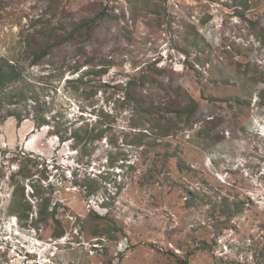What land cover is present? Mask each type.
<instances>
[{
  "label": "rangeland",
  "instance_id": "374dc122",
  "mask_svg": "<svg viewBox=\"0 0 264 264\" xmlns=\"http://www.w3.org/2000/svg\"><path fill=\"white\" fill-rule=\"evenodd\" d=\"M2 59L49 125L0 123V264H264V0H0Z\"/></svg>",
  "mask_w": 264,
  "mask_h": 264
},
{
  "label": "trees",
  "instance_id": "16d2710c",
  "mask_svg": "<svg viewBox=\"0 0 264 264\" xmlns=\"http://www.w3.org/2000/svg\"><path fill=\"white\" fill-rule=\"evenodd\" d=\"M246 3V2H245ZM97 20L95 18L88 19L86 21L81 22L77 28L76 33H80L83 35L86 33L87 35H91V31L89 29L96 26ZM73 36L74 32L69 34V36ZM54 37V36H52ZM54 43H47L45 47L39 49V50H33L31 53V57H33L34 63H39L41 60H43L50 50L54 48ZM106 74L107 69L102 68V70L97 71V73ZM261 76H263L262 82L264 83V71L261 73ZM26 82L24 77L23 69L21 68L20 64L18 63H10L8 60H0V108L3 107V103H8L12 105H20L22 103H26L28 100L33 101V112L34 115H31V111L29 110L26 112V115L24 116L21 112H17L15 110L8 111L6 116H3L0 118V123H4L8 117H14L17 121V124L20 126L24 121H26L29 118H32L33 122L35 123V126L37 129L48 126L49 121L46 118V113L48 112L47 106L44 102L41 101L40 96L36 94L35 91L30 90V87L24 88L21 87V85ZM259 101L260 104L264 107V87L259 91ZM197 109V103L192 101V104L178 108L176 110L177 116H183L187 115L188 117L192 116L194 112ZM96 128L90 130L87 132V135L90 134L88 138L89 141L96 140L102 138V135L105 134V130L101 129L98 133L94 134ZM163 126L160 127V131H163ZM62 139H64L63 134L58 133ZM83 136L80 135V133L76 130L74 131V138L83 141ZM18 174H23L25 178H29L28 176H25L22 169L18 172ZM36 189V186H35ZM24 209L20 206L19 202L13 201L12 205V214L17 215V217L21 221L29 220V215L27 214V209L30 210L31 207H26L23 204ZM50 207V200L44 199L43 201V207L40 210V213L38 215L37 221L35 222V226L39 225L40 223H44L47 226H52L53 234L52 236L54 238H60L64 235L63 227L60 223V221L57 218V209L53 208L49 210ZM198 250H208L210 249L209 244L203 242L198 248ZM194 254L193 252H189L187 254V258L183 261H181L182 264H188V258ZM118 264H123L122 260H119Z\"/></svg>",
  "mask_w": 264,
  "mask_h": 264
}]
</instances>
